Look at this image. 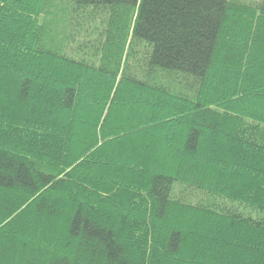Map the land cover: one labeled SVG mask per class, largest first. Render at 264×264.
<instances>
[{
	"label": "trees",
	"instance_id": "16d2710c",
	"mask_svg": "<svg viewBox=\"0 0 264 264\" xmlns=\"http://www.w3.org/2000/svg\"><path fill=\"white\" fill-rule=\"evenodd\" d=\"M0 264H264V1L0 0Z\"/></svg>",
	"mask_w": 264,
	"mask_h": 264
},
{
	"label": "rangeland",
	"instance_id": "374dc122",
	"mask_svg": "<svg viewBox=\"0 0 264 264\" xmlns=\"http://www.w3.org/2000/svg\"><path fill=\"white\" fill-rule=\"evenodd\" d=\"M249 2H261V1H264V0H247Z\"/></svg>",
	"mask_w": 264,
	"mask_h": 264
}]
</instances>
